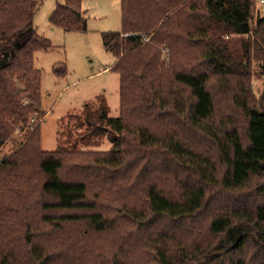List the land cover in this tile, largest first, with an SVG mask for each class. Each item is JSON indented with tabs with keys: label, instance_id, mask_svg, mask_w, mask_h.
I'll return each mask as SVG.
<instances>
[{
	"label": "trees",
	"instance_id": "trees-1",
	"mask_svg": "<svg viewBox=\"0 0 264 264\" xmlns=\"http://www.w3.org/2000/svg\"><path fill=\"white\" fill-rule=\"evenodd\" d=\"M41 1L0 0V148L27 129L0 160V264H264L255 0H121V30L103 34L117 56L120 114L83 109L108 150L42 148L34 55L53 43L34 25ZM50 21L85 29L82 0H57ZM216 86L232 93L244 133L215 119Z\"/></svg>",
	"mask_w": 264,
	"mask_h": 264
},
{
	"label": "rangeland",
	"instance_id": "rangeland-1",
	"mask_svg": "<svg viewBox=\"0 0 264 264\" xmlns=\"http://www.w3.org/2000/svg\"><path fill=\"white\" fill-rule=\"evenodd\" d=\"M56 6L57 0H42L34 16L38 33L53 43L52 49L39 50L34 55V66L42 73L40 108L45 115L35 116V122H41L42 148L108 150L112 143L104 126L99 125L93 131L83 109L90 104L92 111L105 109L111 117L120 114V75L112 69L117 56L105 45L103 34L121 30V0H82L86 25L81 31L54 26L50 15ZM263 15L264 0H255L252 22ZM163 52L168 58V49ZM58 62L65 63V75L58 76L53 71ZM256 69L257 63L253 61L249 86L255 100L260 99L264 89V78ZM233 90L242 96L241 92ZM231 94L216 92L215 119H223L228 126H236L244 133L246 119L236 108ZM26 133L27 129H18L12 140L0 148V158L14 152L25 141Z\"/></svg>",
	"mask_w": 264,
	"mask_h": 264
},
{
	"label": "water",
	"instance_id": "water-1",
	"mask_svg": "<svg viewBox=\"0 0 264 264\" xmlns=\"http://www.w3.org/2000/svg\"><path fill=\"white\" fill-rule=\"evenodd\" d=\"M84 25H86V21H84Z\"/></svg>",
	"mask_w": 264,
	"mask_h": 264
},
{
	"label": "built area",
	"instance_id": "built-area-1",
	"mask_svg": "<svg viewBox=\"0 0 264 264\" xmlns=\"http://www.w3.org/2000/svg\"><path fill=\"white\" fill-rule=\"evenodd\" d=\"M263 1V0H262ZM0 160H1V158H0Z\"/></svg>",
	"mask_w": 264,
	"mask_h": 264
}]
</instances>
